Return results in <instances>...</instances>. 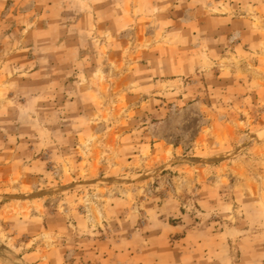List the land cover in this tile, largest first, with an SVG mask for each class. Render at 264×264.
Wrapping results in <instances>:
<instances>
[{
  "label": "rangeland",
  "instance_id": "374dc122",
  "mask_svg": "<svg viewBox=\"0 0 264 264\" xmlns=\"http://www.w3.org/2000/svg\"><path fill=\"white\" fill-rule=\"evenodd\" d=\"M0 264H264V0H0Z\"/></svg>",
  "mask_w": 264,
  "mask_h": 264
}]
</instances>
